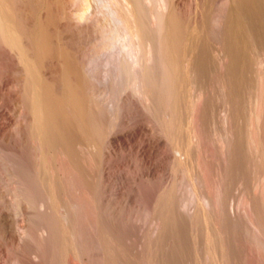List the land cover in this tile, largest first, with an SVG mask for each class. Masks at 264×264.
<instances>
[{"label":"bare ground","instance_id":"1","mask_svg":"<svg viewBox=\"0 0 264 264\" xmlns=\"http://www.w3.org/2000/svg\"><path fill=\"white\" fill-rule=\"evenodd\" d=\"M34 238L48 264H264V0H0V239L40 264Z\"/></svg>","mask_w":264,"mask_h":264},{"label":"rangeland","instance_id":"2","mask_svg":"<svg viewBox=\"0 0 264 264\" xmlns=\"http://www.w3.org/2000/svg\"><path fill=\"white\" fill-rule=\"evenodd\" d=\"M169 174H170V175L173 174V173H171L170 169H168V174H167V175L169 176ZM179 174H180V172H178V174L176 175L177 178H178V179H183V180H184L183 175H182V174L179 175ZM167 175H166V176H167ZM181 175H182V177H181ZM168 176H167V177H168ZM179 176H180V177H179ZM168 179H171V176H170V178H168ZM183 180H182V181L179 180V182L182 183V184H181V187H182L183 189L186 188V189L184 190V192L186 193L187 186H186V184L184 185L185 187L183 186V184L185 183V182H183ZM162 182H163V181H160V183H162ZM160 183H159V184H160ZM162 184H163V183H162ZM157 185H158V184H157ZM157 185H156V186L152 185L150 188H151V189H155L156 187H158ZM160 185H161V184H160ZM179 186H180V183H179ZM181 187H179V191H180V190H181V191L183 190ZM150 188H149V191L151 190ZM180 188H181V189H180ZM151 191H152V190H151ZM151 191H150V192H151ZM150 192H149V193H150ZM184 192H181L180 194H181V196L184 195L185 198H186V197H187V195H186L187 193L185 194ZM184 196H182V198H183ZM185 198H184V199H185ZM12 208H13V207H12ZM12 208H10V212L12 213V215H11V219H14L16 216H15V212H14V211H11ZM12 210H13V209H12ZM29 210H30V208H29ZM13 214H14V217L12 218ZM25 215L28 216L27 218L32 217V218H35V219H33V220H31L32 218L26 219V218H25V217H26ZM22 217H24V219H26V222H27L28 220H29V221L26 223L25 220H24ZM19 218H20L21 220H20ZM17 219H18L19 223H21L22 220L25 222V224H24V222H22V225L24 224V228H27V227H28L29 225H31V224H32V225H35L36 223H37V224L39 223V225H40V227H41L43 221H45V220H43V219H45V218H40V217L36 216L35 214H34V215H33V214L31 215V213H30V214H29V213H28V214L26 213V214L22 215L21 217L19 216ZM46 220H47V219H46ZM83 220H84V219H83ZM34 221H36V222H34ZM38 221H39V222H38ZM28 223H31V224L27 225ZM37 227H39V226H37ZM37 227H36V225H35V226H31V228H30V226H29V228H30L32 231H34L35 229H37ZM40 227H39V228H40ZM81 227H83V226L81 225ZM81 231H82V229H81ZM36 232H39V229H38L37 231H36V230L34 231V233H35V236H34V237H37V236H36ZM39 239H40V238H38V240H39ZM34 240H35L36 242H38V240L35 239V238H34V239H31L30 242L27 243V246H26V245L24 246V249H25V247H27V248H26V251L23 250V251H25V252H23V254H26L30 249H36V250L39 249L38 251H41L40 253H41L42 258H43L42 263H44V264L47 263V264H48V263H49V260L47 259L48 257L45 258V256H47V253H46V252H49V250L51 249V248H49V245H50V244L45 245L44 243L47 244V242H44V240L41 239L42 241L39 240V242H40V243L43 242L44 246H43V244H39V242H38V244H39V245H38V244H36V242H35ZM1 241H2V239H0V242H1ZM33 241H34V242H33ZM6 243H7V242H4V240L0 243V245L2 246V247H1V248H2V251H1V249H0V252H1V253H0V257L3 256L2 254H5V253H6V254L1 258L2 261L5 262L6 264H14V263L16 264V262H15L13 259H14V255L16 254L15 252H17V251H16V249H14L15 252H13L12 249L14 248V246H11L9 243H7V244H6ZM34 243H35V244H34ZM2 244H3V245H2ZM29 244H30L31 248H29V247H30V246H28ZM32 244H33V246H32ZM36 245H37V246H36ZM40 245H41V246H40ZM4 246H5V248H4ZM42 246H43V248H42ZM8 247H9V248H8ZM6 249H7V250H6ZM28 249H29V250H28ZM46 250H48V251H46ZM21 251H22V250L20 249V252H21ZM21 253H22V252H21ZM6 255H7V256H6ZM11 255H12V256H11ZM7 257H8V258H7ZM71 257H72V256H70V258H68V262H69V263L67 262L68 264H80V263H81L79 260H77V258L75 259L74 256H73L72 258H71ZM10 258H11V259H10ZM12 258H13V259H12ZM44 258H45V260H44ZM6 259H8V261H5ZM74 259H75V260H74ZM9 260H10V261L13 260V262H12V261L9 262ZM72 260H73V261H72ZM43 261H44V262H43ZM45 261H46V263H45ZM47 261H48V262H47ZM78 261H79L80 263H79ZM42 263H40V264H42ZM81 264H82V263H81Z\"/></svg>","mask_w":264,"mask_h":264}]
</instances>
